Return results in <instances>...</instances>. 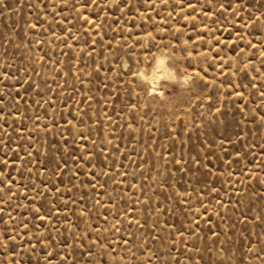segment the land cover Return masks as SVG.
<instances>
[{
	"label": "rangeland",
	"instance_id": "374dc122",
	"mask_svg": "<svg viewBox=\"0 0 264 264\" xmlns=\"http://www.w3.org/2000/svg\"><path fill=\"white\" fill-rule=\"evenodd\" d=\"M84 2L0 0V264H264V0Z\"/></svg>",
	"mask_w": 264,
	"mask_h": 264
},
{
	"label": "clouds",
	"instance_id": "9594fccd",
	"mask_svg": "<svg viewBox=\"0 0 264 264\" xmlns=\"http://www.w3.org/2000/svg\"><path fill=\"white\" fill-rule=\"evenodd\" d=\"M148 59L155 60L151 74L143 75L142 71L138 70L133 75L141 77L147 84L149 91H155L161 79L180 82L182 84L188 82L187 76L175 74V69L167 67L163 59H159L157 56L149 57Z\"/></svg>",
	"mask_w": 264,
	"mask_h": 264
},
{
	"label": "snow or ice",
	"instance_id": "6c2138e0",
	"mask_svg": "<svg viewBox=\"0 0 264 264\" xmlns=\"http://www.w3.org/2000/svg\"><path fill=\"white\" fill-rule=\"evenodd\" d=\"M83 6H84V7H87V6H88V5H87V0H85ZM197 75H199V74L197 73ZM187 79H191V77H187ZM37 214L39 215V212H38ZM43 219H44V217H41V220H43Z\"/></svg>",
	"mask_w": 264,
	"mask_h": 264
},
{
	"label": "bare ground",
	"instance_id": "6f19581e",
	"mask_svg": "<svg viewBox=\"0 0 264 264\" xmlns=\"http://www.w3.org/2000/svg\"><path fill=\"white\" fill-rule=\"evenodd\" d=\"M159 59H163V60H164V58H161V57H160ZM164 63H165V60H164ZM165 65H166V63H165ZM166 66H167V65H166ZM167 67H168V66H167ZM144 72H145V71H144ZM142 74H143V75H146V73H143V72H142ZM140 78H141V77H140ZM141 79H142V78H141ZM142 81H143V79H142ZM150 92H153V91H150ZM150 92H149V93H150ZM159 93H160V92H159Z\"/></svg>",
	"mask_w": 264,
	"mask_h": 264
}]
</instances>
